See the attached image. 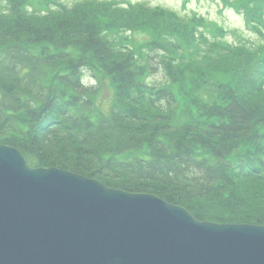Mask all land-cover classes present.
Segmentation results:
<instances>
[{"label":"trees","instance_id":"trees-1","mask_svg":"<svg viewBox=\"0 0 264 264\" xmlns=\"http://www.w3.org/2000/svg\"><path fill=\"white\" fill-rule=\"evenodd\" d=\"M81 1L28 8L0 0V144L17 148L30 167L150 193L197 220L264 225V103L252 100L264 93V43L226 42L220 27L205 37L206 56L219 42L218 55L263 47L247 69L215 85L184 67L195 62L185 60L191 48L202 52V17L182 23L181 44L149 26L127 36ZM246 1L264 37V0ZM155 11L163 28L177 24L173 12ZM161 70L163 82L150 83ZM204 84L218 89L212 100L201 96Z\"/></svg>","mask_w":264,"mask_h":264},{"label":"water","instance_id":"water-1","mask_svg":"<svg viewBox=\"0 0 264 264\" xmlns=\"http://www.w3.org/2000/svg\"><path fill=\"white\" fill-rule=\"evenodd\" d=\"M0 264H264V225L199 221L0 144Z\"/></svg>","mask_w":264,"mask_h":264},{"label":"rangeland","instance_id":"rangeland-1","mask_svg":"<svg viewBox=\"0 0 264 264\" xmlns=\"http://www.w3.org/2000/svg\"><path fill=\"white\" fill-rule=\"evenodd\" d=\"M80 2V0H57V2L65 3L70 6L74 3ZM96 1V0H92ZM88 0L91 4V9L105 19L111 20L115 26L121 28L122 32L125 35L131 34V29L138 28L139 26H149L151 27V32H157L155 29L161 31L164 35L172 34L176 40L182 44L181 35L183 38L187 39L184 36L183 28L181 27L182 23L185 24L187 21L193 20L194 18H203L201 24H196V32L199 39V47L201 51L198 52L196 48H191L190 52L188 48L187 57L185 60L190 57L195 60L188 65H184L186 74L191 77L192 72L197 76H202L205 81L208 83H215L217 85L219 82H224L230 80L237 73V70L247 67L251 64L253 60L257 58L256 53H260L263 50V47L257 48L255 53H249L244 56L243 54H238L236 51L232 53L224 52L222 55H218L219 52L223 51V42H219V46H214L215 52L213 55H207V48L203 46L206 42L204 38L209 37L210 40H213L215 36H218V28H222L224 31V37L219 38L223 39L226 42H234L241 44H251L255 43L260 44L264 43V37H261L258 34V31L255 29L256 21L254 19L250 20L248 9L251 7L245 0H97L92 2ZM251 1V0H250ZM26 7L30 8L34 5L40 4L42 0H25ZM133 4V8L125 6L128 3ZM253 2V1H252ZM81 4H88L85 0L81 1ZM109 4L112 5L110 8ZM137 5H143V8H139ZM155 10H163L166 12H173L177 20L176 25H168L165 23L162 27V24H158V17L155 14ZM151 12V13H150ZM153 13V14H152ZM262 19L264 20V8L262 13ZM161 20V19H160ZM162 21V20H161ZM264 22V21H263ZM163 23V22H162ZM259 28L264 33V23H259ZM176 27V28H175ZM217 28V29H216ZM140 33H142L140 31ZM175 33H178L177 35ZM181 35H180V34ZM221 37V36H219ZM200 40L202 42H200ZM220 41V40H218ZM204 42V43H203ZM221 49V50H219ZM185 54V53H184ZM249 55H253V58H249ZM204 56V57H203ZM210 56V57H209ZM246 65V66H244ZM236 70V72L234 71ZM240 71V70H239ZM165 79L164 73L161 72L151 75L148 78L150 83L161 84ZM102 85L104 86L107 83V79L100 78ZM86 83H96L95 79L91 77L90 74H85ZM108 84V83H107ZM217 92L218 89L216 86L212 87L211 85H203V88L200 91L201 96L207 100H212L214 96L213 92ZM263 101L264 103V93L260 97L257 95L253 97V102L257 100ZM58 168V167H56ZM61 169V168H60ZM202 221V220H199Z\"/></svg>","mask_w":264,"mask_h":264},{"label":"bare ground","instance_id":"bare-ground-1","mask_svg":"<svg viewBox=\"0 0 264 264\" xmlns=\"http://www.w3.org/2000/svg\"><path fill=\"white\" fill-rule=\"evenodd\" d=\"M150 194V193H149ZM195 218V217H194Z\"/></svg>","mask_w":264,"mask_h":264}]
</instances>
